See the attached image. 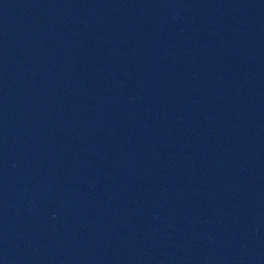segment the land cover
<instances>
[{"label":"water","instance_id":"water-1","mask_svg":"<svg viewBox=\"0 0 264 264\" xmlns=\"http://www.w3.org/2000/svg\"><path fill=\"white\" fill-rule=\"evenodd\" d=\"M0 264H264V0H0Z\"/></svg>","mask_w":264,"mask_h":264}]
</instances>
